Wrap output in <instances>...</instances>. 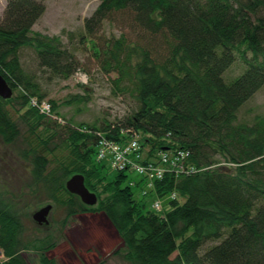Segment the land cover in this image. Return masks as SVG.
I'll return each mask as SVG.
<instances>
[{
	"label": "trees",
	"instance_id": "16d2710c",
	"mask_svg": "<svg viewBox=\"0 0 264 264\" xmlns=\"http://www.w3.org/2000/svg\"><path fill=\"white\" fill-rule=\"evenodd\" d=\"M44 12L37 0H7L0 20V75L18 91L0 98V137L6 144L18 139L17 124L5 110L18 104L36 137L22 153L33 164L35 182L48 180L47 158L38 146L52 152L62 142L68 155L49 180L70 197L67 218L103 213L132 264H264V114L238 122L240 108L264 87V0H100L80 42L91 44L100 69L116 75L113 84L131 94L134 106L115 124H79L86 132L60 126L30 106L45 95L21 65L23 50H33L38 67L57 78L80 69L71 42L33 31ZM118 21L138 32L136 39L121 34L98 46L104 23ZM237 56L245 68L227 82L224 74ZM49 103L53 116L61 117ZM122 132L142 136L149 153L188 152L186 164L194 172H167L144 196L162 200V213L134 198L126 172L109 178V169L96 160L101 135L118 140ZM74 175L84 177L95 206L67 192L65 183ZM21 231L11 206L0 199L3 264H27ZM41 264L52 263L42 256Z\"/></svg>",
	"mask_w": 264,
	"mask_h": 264
},
{
	"label": "rangeland",
	"instance_id": "374dc122",
	"mask_svg": "<svg viewBox=\"0 0 264 264\" xmlns=\"http://www.w3.org/2000/svg\"><path fill=\"white\" fill-rule=\"evenodd\" d=\"M37 1L45 6V12L33 27V31L52 37L58 36L66 45L71 42L70 46L75 48L80 63V69L64 80L40 69L33 50H23L21 65L26 72L35 76L41 92L45 95L43 100L48 103L51 100L55 102V112L65 120L66 125L62 126L69 125L72 131L75 128L77 132L80 131L83 127L78 129L79 124L100 127L123 120L134 106L131 94L121 86L116 87L113 84L112 80L116 75L108 76L100 69L98 56L91 44L80 42V36L85 32V20L93 15L100 0ZM6 4L7 0H0V20ZM121 21L104 23L97 40L98 46L104 48L106 41L118 38L121 34L130 41L136 39L138 32H133L129 24H122ZM71 34L73 37H70ZM244 68V63L237 56L225 72V80L230 82L238 77ZM83 77L86 78L85 82ZM12 93L16 95L18 91ZM5 110L17 124L20 135L12 144L4 143L0 137V199L11 206L20 221V238L26 247L22 256L27 264H41L42 256L52 264H132L125 258L126 249L122 238L103 213H78L67 218V202L70 197L67 193L55 191L53 180H49L57 173L60 164L68 155L62 142L61 147L52 152L38 146V151L47 158L48 167L45 173L48 180L36 183L33 164L22 154L36 144V137L25 127L21 119L24 110H20L18 104L6 105ZM260 114H264V87L240 108L238 122H249L255 115ZM38 136L46 137L42 133ZM140 140L142 142V136ZM52 143L59 144L58 140ZM52 143L49 144L50 148H54ZM148 148L145 146L144 152ZM106 167L109 169L108 165ZM108 172L109 178L117 173L110 169ZM126 174V184L140 181L137 174L130 171ZM132 190L134 198L150 209L152 199L142 196L141 186H133ZM105 197L106 195H101V199ZM46 206H51L48 224L39 226L32 216ZM4 262L5 259L0 264Z\"/></svg>",
	"mask_w": 264,
	"mask_h": 264
},
{
	"label": "built area",
	"instance_id": "2783aa9c",
	"mask_svg": "<svg viewBox=\"0 0 264 264\" xmlns=\"http://www.w3.org/2000/svg\"><path fill=\"white\" fill-rule=\"evenodd\" d=\"M82 79L85 82L86 78L83 77ZM30 106L35 108L39 114L56 119L52 113V106L48 102H39L36 99H32ZM79 130L81 132L87 131L85 128H80ZM144 149L145 147L142 146L138 133H133L129 136L122 132L118 140L105 138L101 135V139H99L97 145L96 160L100 163H107L113 172L130 171L137 174L144 182L143 196H146L148 191L153 189L154 181L163 179L166 171L176 176L194 172V169L186 164L188 158L187 151H157V161L153 163L146 160ZM130 185L133 186V183ZM171 198H175V194H172ZM162 204V200L157 199L152 202V207L155 210H160L163 206ZM2 260H4V256L0 251V262Z\"/></svg>",
	"mask_w": 264,
	"mask_h": 264
},
{
	"label": "water",
	"instance_id": "95a60500",
	"mask_svg": "<svg viewBox=\"0 0 264 264\" xmlns=\"http://www.w3.org/2000/svg\"><path fill=\"white\" fill-rule=\"evenodd\" d=\"M12 97V89L7 84L6 80L0 75V98L8 100ZM65 189L68 193L77 196L81 203L92 207L97 203V197L91 193L84 185V177L82 175H74L65 183ZM51 211V206H46L33 214V221L39 225H47L48 217Z\"/></svg>",
	"mask_w": 264,
	"mask_h": 264
},
{
	"label": "bare ground",
	"instance_id": "6f19581e",
	"mask_svg": "<svg viewBox=\"0 0 264 264\" xmlns=\"http://www.w3.org/2000/svg\"><path fill=\"white\" fill-rule=\"evenodd\" d=\"M56 117V116H55ZM56 122H57V124H59L60 126H62V125H66L65 124V120L63 119V118H61V117H56V119H54ZM61 122H60V121ZM161 152H168V151H166V150H163V151H161ZM156 153L157 152H153V153H149L148 151H146V152H144V156H145V158H146V160H148V162H153V163H155L156 161H157V159H156ZM103 164H105V166L106 165H108L107 163H103ZM109 166V165H108ZM110 169V168H109ZM171 173V172H169V171H166V173ZM181 175H189V174H180V176ZM133 186L135 187V186H141V193L143 192V187H144V182L142 181V179L140 178V181L138 182V183H133ZM142 196H143V194H142ZM144 197V196H143ZM154 200H157V199H152V202L154 201ZM158 200H160V199H158ZM97 204V203H96ZM150 208L153 210V211H155V212H157V213H162L163 212V210H164V208H163V206L160 208V210H155V209H153V207H152V203H151V205H150Z\"/></svg>",
	"mask_w": 264,
	"mask_h": 264
}]
</instances>
